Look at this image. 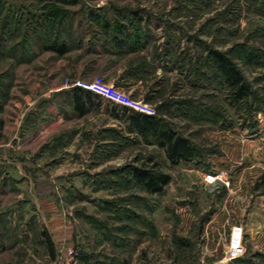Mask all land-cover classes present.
<instances>
[{"label":"rangeland","instance_id":"rangeland-1","mask_svg":"<svg viewBox=\"0 0 264 264\" xmlns=\"http://www.w3.org/2000/svg\"><path fill=\"white\" fill-rule=\"evenodd\" d=\"M117 1L149 7L189 60H201L203 90L183 94L197 95L198 103L167 110L163 120L203 149L192 162L174 166L152 141L124 138L101 147L92 140L90 156L74 157L63 151L66 134L50 137L37 146L50 172L35 164L34 154L22 159L43 205L22 199L26 185L14 179L11 156L0 152V264H57L68 249L74 251L71 264H229L234 227L241 231L238 258L264 264V0ZM41 5L45 15L54 9L60 20L68 6L78 8L59 0H0L3 114L13 115L25 85L18 52L26 27L32 32L44 25L45 39H52L50 19L34 20ZM212 50L241 71L251 92L247 99L233 101ZM212 129L219 132L217 143L207 137ZM54 150L66 159L59 176L57 160L50 159ZM148 160L170 175L161 193L147 192L131 176L129 167Z\"/></svg>","mask_w":264,"mask_h":264},{"label":"crops","instance_id":"crops-1","mask_svg":"<svg viewBox=\"0 0 264 264\" xmlns=\"http://www.w3.org/2000/svg\"><path fill=\"white\" fill-rule=\"evenodd\" d=\"M76 5V10L68 6L69 15L61 20L55 19L54 9L51 15L46 11L47 16L40 6L42 11L36 12L34 20L38 24L50 19L47 23L51 25L52 39H45L44 25L32 32L26 27L18 52L25 85L23 90L19 89L21 95L15 99L13 115L0 112V152L3 157L11 156L12 171L17 175L12 174L14 179L26 185L23 195L27 198L22 199L34 200L37 205L43 202L33 192V179L24 174L30 171L22 159L34 154L35 164L50 167L46 170L50 172L51 166L41 161L45 158L44 150L37 149L44 140L66 134L69 143L63 151L74 157L90 156L92 140H98L101 147L124 138L156 142L153 128L142 133L133 124L138 112L91 92L66 87L65 78H101L132 98L148 103L161 118L168 114L167 110L180 109L188 102L198 103L197 95L183 94L203 90L201 60L197 56L189 60L182 44L166 36L164 18L156 16L149 7L116 0H77ZM50 45L55 48H49ZM58 47L64 51L59 52ZM11 58L10 55L8 59ZM189 61L195 65L190 72ZM42 97L47 100L35 107ZM219 136L214 129L207 135L212 143H217ZM189 140L203 149L197 141ZM53 152L56 155L50 159L57 160L55 175L59 176L66 159H60L59 151Z\"/></svg>","mask_w":264,"mask_h":264},{"label":"trees","instance_id":"trees-1","mask_svg":"<svg viewBox=\"0 0 264 264\" xmlns=\"http://www.w3.org/2000/svg\"><path fill=\"white\" fill-rule=\"evenodd\" d=\"M63 4H75L77 0H59ZM49 48H55V45H50ZM59 52H63L64 48L58 47ZM212 60L217 74H221L224 83L229 89V93L234 102L243 101L250 95V89L245 82L241 71L232 63L225 55L217 50L211 52ZM85 91V90H83ZM89 92V91H86ZM133 124L137 125V129L143 133L144 130L153 128L156 134V143L163 147L167 159L173 164H178L181 161H188L199 156L200 148H197L188 138L175 132L171 125L158 113L147 115L139 113ZM149 165L129 167L133 180L140 184L149 193H161L164 187L170 181V175L163 172L157 162L148 160ZM46 235V232H44ZM47 245L52 251V242L47 236ZM264 257V254H263ZM229 264H259L252 258H234Z\"/></svg>","mask_w":264,"mask_h":264},{"label":"built area","instance_id":"built-area-1","mask_svg":"<svg viewBox=\"0 0 264 264\" xmlns=\"http://www.w3.org/2000/svg\"><path fill=\"white\" fill-rule=\"evenodd\" d=\"M64 85L70 88H79L81 90L89 91L95 95L101 96L106 100L115 104L124 106L138 113L147 115H154L155 109L148 103L132 98L129 94L119 90L113 85L105 82L101 78L85 79L81 77H67L64 79ZM215 180V179H214ZM208 183V179H206ZM228 185V181L224 183ZM240 228L234 227L231 230V236L229 241L228 255L231 259L238 257L240 252ZM74 251L72 249L65 250L64 256L58 259L57 264H71Z\"/></svg>","mask_w":264,"mask_h":264},{"label":"water","instance_id":"water-1","mask_svg":"<svg viewBox=\"0 0 264 264\" xmlns=\"http://www.w3.org/2000/svg\"><path fill=\"white\" fill-rule=\"evenodd\" d=\"M45 100H47V98H44V97L39 98V99L37 100L36 104H35V107H38V106L41 104V102H42V101H45Z\"/></svg>","mask_w":264,"mask_h":264}]
</instances>
